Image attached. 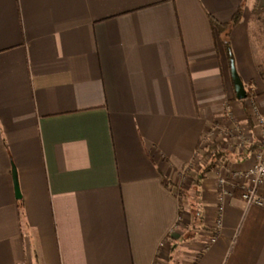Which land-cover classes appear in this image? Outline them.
Masks as SVG:
<instances>
[{"label":"crops","instance_id":"crops-1","mask_svg":"<svg viewBox=\"0 0 264 264\" xmlns=\"http://www.w3.org/2000/svg\"><path fill=\"white\" fill-rule=\"evenodd\" d=\"M253 106L264 0H0V264H264V205L218 185L264 141L193 182Z\"/></svg>","mask_w":264,"mask_h":264},{"label":"built area","instance_id":"built-area-1","mask_svg":"<svg viewBox=\"0 0 264 264\" xmlns=\"http://www.w3.org/2000/svg\"><path fill=\"white\" fill-rule=\"evenodd\" d=\"M253 117L256 121L257 131L262 138L264 137V115L260 113L257 106H253ZM258 161L247 166L246 168H232L231 164L225 162L227 173L220 174L218 185L221 189L219 193V212L223 211L224 203L227 198L233 197L238 191L246 205H264V150L258 152ZM216 225H221V218L216 221Z\"/></svg>","mask_w":264,"mask_h":264},{"label":"rangeland","instance_id":"rangeland-1","mask_svg":"<svg viewBox=\"0 0 264 264\" xmlns=\"http://www.w3.org/2000/svg\"><path fill=\"white\" fill-rule=\"evenodd\" d=\"M254 115V114H253ZM253 131V130H252ZM256 134V135H255ZM236 135V136H235ZM219 136V134H217V135H215L214 136V138H212V141H210V142H206V148L203 150V153H202V156H201V158L200 159H202V158H204V160H203V162H198L197 164H200L201 163V165L203 166V167H205V166H207L209 163H210V161H212V155H213V152H210L208 149H207V147H208V145L210 146V145H214V144H216V145H218L220 148H225L226 149V151H228V152H233V151H235L237 154L239 153V150L240 149H242V151L243 150H245V149H247V147H249V146H254V145H256L255 143H262L263 141H264V137L262 138V136L260 135V133H259V131H257V130H255V133H254V137H255V140L257 141H255V142H252L251 140V137L249 136V132H248V129L246 130V128H243V127H239V129H238V131H233L232 132V135L231 136H233L232 138H231V140L229 139L228 141L229 142H227V140H224L223 138H219L218 137ZM211 139V138H210ZM219 139V140H218ZM260 139V140H259ZM232 141V142H231ZM262 151V148L261 149H259L258 151H257V153L255 154V156H252L251 157V159H249L247 162V165L246 166H249V165H251V164H253V163H255L256 161H258V158L256 157L257 156V154H258V152H261ZM225 157H227L226 155H224V158L223 159H225ZM229 158V157H228ZM223 159H221V161L223 160ZM261 160H263L264 161V157L261 159ZM227 163H229V164H231V166H232V168H236V169H242V168H245V167H243V166H239L237 163H234V160L233 159H231V158H229L228 159V161H226ZM202 167V168H203ZM200 173V172H199ZM198 173V174H199ZM183 178V177H182ZM181 178V180H183L179 185L181 186V188H182V186L184 187V189H186V191L188 192V190L189 189H187V188H185V185H189V183H188V178H185V179H182ZM184 192H185V190H184ZM186 192V193H187ZM184 207V206H183ZM186 208V207H185ZM188 223V222H187ZM190 235H192V232H190V233H188L187 234V236L189 237ZM173 264H181V262H176V261H173Z\"/></svg>","mask_w":264,"mask_h":264},{"label":"trees","instance_id":"trees-1","mask_svg":"<svg viewBox=\"0 0 264 264\" xmlns=\"http://www.w3.org/2000/svg\"><path fill=\"white\" fill-rule=\"evenodd\" d=\"M241 18V10H239L233 17L231 23H227V24H221L219 23L218 21L212 19L211 22H212V25H213V28L218 31L219 33L222 32L223 30H226L227 28H229V26L231 24H235L237 23ZM226 47H227V50H228V53L230 55V57H232V50H231V47L230 45L227 43L226 44ZM252 148H255L254 146ZM207 149L210 151V152H213V159L212 161H210V163L203 167L200 171V173L194 178V181L196 185H200V182L201 180L205 177L206 173L208 171H210L211 169H213L214 167H216L220 162H221V159L224 158V155H228L229 152L226 151L225 148H220L218 145L214 144V145H208ZM199 215V212L197 213Z\"/></svg>","mask_w":264,"mask_h":264},{"label":"water","instance_id":"water-1","mask_svg":"<svg viewBox=\"0 0 264 264\" xmlns=\"http://www.w3.org/2000/svg\"><path fill=\"white\" fill-rule=\"evenodd\" d=\"M231 72H232V77H233V81L235 84V88H236V92H237V97L239 99H243L246 98L247 93L244 87V83L242 81V79L240 78L234 60L231 58ZM13 175H14V180H15V186H16V192H17V196L20 198L21 194H20V188H19V184H18V180H17V174L16 171H13Z\"/></svg>","mask_w":264,"mask_h":264}]
</instances>
